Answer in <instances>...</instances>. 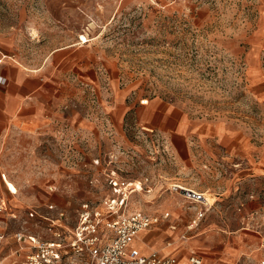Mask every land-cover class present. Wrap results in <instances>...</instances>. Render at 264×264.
Returning <instances> with one entry per match:
<instances>
[{
	"label": "rangeland",
	"instance_id": "rangeland-1",
	"mask_svg": "<svg viewBox=\"0 0 264 264\" xmlns=\"http://www.w3.org/2000/svg\"><path fill=\"white\" fill-rule=\"evenodd\" d=\"M4 36L9 60L52 68L64 96L51 125L0 143V193L20 207L58 197L75 218L81 201L109 192L110 168L148 178L152 192L133 199L144 209L189 207L172 189L188 185L218 197L209 214L231 215L219 225L264 235V0H0ZM154 100L189 113L193 158L141 122ZM230 149L231 164L212 154ZM18 228L0 220V253Z\"/></svg>",
	"mask_w": 264,
	"mask_h": 264
},
{
	"label": "crops",
	"instance_id": "crops-1",
	"mask_svg": "<svg viewBox=\"0 0 264 264\" xmlns=\"http://www.w3.org/2000/svg\"><path fill=\"white\" fill-rule=\"evenodd\" d=\"M9 37L4 36L0 39V57H4L0 62V143L5 141L6 137L15 130L45 129V127L51 125L50 121L54 119L55 110L64 96L63 92H61L59 73L54 74L51 72L52 68L47 70L45 66L28 67L22 63L14 64L9 60L12 53L11 39ZM86 64L87 68H90V60L87 62L84 60L82 63L84 76H86ZM1 78H5L6 81H1ZM138 114L139 119L146 125L147 129L151 130V132L157 131L159 134L162 133L166 136V142L169 143V146L172 147L173 144L175 147H180L179 143H181L187 147L186 149H179L178 154L183 155L185 158H193L194 155L188 149V146L190 147L191 140L189 135L194 124L185 109L162 100H154L139 109ZM83 126L88 125L84 122ZM79 127H82L81 123ZM201 127L206 131L205 135H207L210 128L205 125H201ZM221 132V129H219L216 133L219 137L223 136L222 139L227 138L231 143V133L227 136L222 135ZM173 153H176V151ZM200 154L196 158H201L199 165H204V160L209 156L205 155L203 151ZM212 154H217L216 158L221 160L228 159L231 164V149L226 152H212ZM195 164H198V162ZM180 185L185 188L196 189L188 185ZM200 191L204 192L205 195L206 191L209 192V190ZM8 192L9 194L7 193V195L0 193L8 200L9 206L8 210L0 213V220L5 222L9 220L15 221L20 225L22 224V228H18L13 233L14 247L0 253V258H6V264H8L13 252L20 246L16 237V233L19 230L25 229L27 233L44 235L45 237L51 236L46 232V221L39 216L41 211L46 210L48 204L54 203L60 207L67 208L70 213L69 227H75L78 219L77 212L76 217L72 218V214L75 211L71 213L68 205L58 202V197H49L46 200L40 199L20 207L15 203L11 192L9 190ZM147 192L151 193L152 189ZM176 192L186 199L189 207L184 208L179 200L166 203L164 211H150L134 203V195L142 193V191L135 193L131 197L132 203L136 208L160 217V221L157 224L141 231L132 243V246L137 247L141 253L150 254L153 251H157L160 255L175 256L184 262H187L193 253H197L203 258L204 264H245L251 256H254L252 258L255 264H258L264 258L263 251L258 249L264 246V235L262 232L240 231L232 233L231 226L226 227L218 224L231 222L230 214L226 216L218 215L217 217L209 214L212 206L218 202L217 196H215L216 202L213 205L211 204L201 223L197 227L190 229L189 224L196 217L197 211L182 192ZM221 196L222 198L224 197L223 194ZM199 206H203V203L199 204ZM11 210L17 212L20 219L12 218ZM31 210H37L36 214L32 215ZM165 212H170V215L165 217ZM23 219H26L27 226L23 225ZM31 224L37 226V230L33 231ZM214 227H222L224 231L217 230ZM247 254L250 255L248 259Z\"/></svg>",
	"mask_w": 264,
	"mask_h": 264
},
{
	"label": "built area",
	"instance_id": "built-area-1",
	"mask_svg": "<svg viewBox=\"0 0 264 264\" xmlns=\"http://www.w3.org/2000/svg\"><path fill=\"white\" fill-rule=\"evenodd\" d=\"M0 57V62L3 60ZM5 82V78H1ZM106 183L109 192L96 200H84L77 207L78 219L70 228V213L67 208L54 203L46 206L40 215L46 221V232L51 235L16 233L20 246L10 256L8 264H204L203 258L193 253L187 262L175 256H163L157 251L143 254L132 243L141 231L160 221L158 215L136 208L131 197L140 191H151L146 179H130L106 168ZM53 188V187H52ZM174 191L182 192L196 209V217L189 228L197 227L211 204L204 192L174 184ZM203 203V206L199 204ZM9 209L8 200L0 195V213ZM35 215L37 210L30 211ZM14 219H20L11 210ZM165 217L170 212L164 213ZM8 258V257H7ZM0 258V264H6ZM258 264H264V258Z\"/></svg>",
	"mask_w": 264,
	"mask_h": 264
},
{
	"label": "bare ground",
	"instance_id": "bare-ground-1",
	"mask_svg": "<svg viewBox=\"0 0 264 264\" xmlns=\"http://www.w3.org/2000/svg\"><path fill=\"white\" fill-rule=\"evenodd\" d=\"M187 188V187H186ZM206 197H207V200H208V202L210 203V204H214L215 202H216V197L212 194V193H210V192H208V191H206Z\"/></svg>",
	"mask_w": 264,
	"mask_h": 264
}]
</instances>
